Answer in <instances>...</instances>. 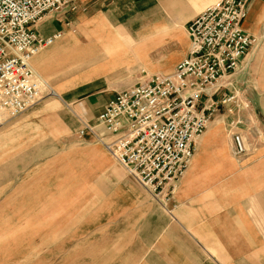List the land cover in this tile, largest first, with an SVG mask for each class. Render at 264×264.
Returning a JSON list of instances; mask_svg holds the SVG:
<instances>
[{
  "label": "crops",
  "instance_id": "crops-1",
  "mask_svg": "<svg viewBox=\"0 0 264 264\" xmlns=\"http://www.w3.org/2000/svg\"><path fill=\"white\" fill-rule=\"evenodd\" d=\"M149 1L79 0L70 11L66 6L46 13L31 26L40 37L60 34L31 59L53 92L19 116L0 113V152L6 147L19 154L55 153L79 137L85 124L97 123L107 103L138 83L143 72L174 71L190 45L188 34L174 25L197 15L209 0H157L172 16L170 22ZM133 2L147 3L143 17L139 10L132 12ZM242 28L256 39L242 61L243 74L251 70L253 87L235 81L214 95L220 96L216 104L232 113L227 120L232 133H218L220 122L211 121L167 206L145 192L109 153L112 162L100 164L96 177L93 172L74 177L77 162L62 163L51 183L39 175L12 177L16 182L0 201L28 203L26 217L53 211L59 219L51 239L45 233L43 241L21 247L26 253L20 264H264V145L250 146L245 158L232 150L235 133L251 136L245 128L254 121L245 105H264V0L250 1ZM175 43L184 44L177 57L175 49L157 60L150 57L153 47ZM137 72L139 79L125 82L122 75ZM233 75L227 77L228 86ZM228 92L237 95L235 104L222 105ZM253 92L262 94L252 97ZM30 138L29 148L23 143ZM76 150L89 151L86 146Z\"/></svg>",
  "mask_w": 264,
  "mask_h": 264
},
{
  "label": "built area",
  "instance_id": "built-area-1",
  "mask_svg": "<svg viewBox=\"0 0 264 264\" xmlns=\"http://www.w3.org/2000/svg\"><path fill=\"white\" fill-rule=\"evenodd\" d=\"M71 1L0 0V109L9 117L52 94L31 59L60 34L40 37L31 26ZM250 1L217 0L200 11L186 24L189 51L173 72H143L138 83L107 103L97 123L80 130L81 136L100 141L125 173L164 207L212 118L214 95L229 85V75L243 70L242 61L256 43L242 28ZM236 97L225 93L221 104H235ZM233 142L236 155L247 151L241 134L235 133Z\"/></svg>",
  "mask_w": 264,
  "mask_h": 264
},
{
  "label": "rangeland",
  "instance_id": "rangeland-1",
  "mask_svg": "<svg viewBox=\"0 0 264 264\" xmlns=\"http://www.w3.org/2000/svg\"><path fill=\"white\" fill-rule=\"evenodd\" d=\"M149 1V0H148ZM150 2L151 9L155 6H157V9L160 10V18H165L169 22L172 21V16L170 13L161 8L159 2L157 0H151ZM217 0H209L207 1L204 6L201 8L203 9L207 5H210L214 3ZM79 0H73L66 4V6L69 8L74 7L75 4H77ZM210 3V4H209ZM128 4V3H127ZM133 6L132 12L134 11H140L141 14L140 17L144 16V7L147 6L146 4H138L133 2V4H130ZM155 5V6H154ZM140 6L142 8H140ZM127 7V6H126ZM150 7V6H149ZM77 9V8H76ZM154 9V8H153ZM198 10L196 13L201 11ZM130 12V11H129ZM195 15V14H194ZM192 15V16H194ZM190 16V17H192ZM189 17V18H190ZM186 18L174 25L176 28H181L184 33L186 32L185 28V22ZM137 27H139V22H136L133 29L135 30ZM135 33V32H134ZM185 42V40H184ZM184 46V44H183ZM179 43H175L174 45H170L168 48H164L163 46L160 47H153L149 53L150 57L153 60L160 59L163 54L170 51V49H175V57L180 54V51L183 47ZM172 60H167L166 63H171ZM248 69V68H247ZM247 73L243 74L244 72L240 71L235 73L231 78V85L224 87L221 89V92H223L225 89L228 90L229 87H233L234 82H238L237 86L239 87H246V85H251L254 82L253 75L251 74V70L248 69ZM124 76L125 82L128 81H136L140 78L139 72L137 73H126ZM233 82V83H232ZM252 92V91H251ZM254 93V94H253ZM252 93V97L254 96H264V91L260 94H256V92ZM220 96H217L214 98L215 103L217 102V99ZM243 98V97H242ZM251 107V108H250ZM238 107H236L237 109ZM246 110L245 113L251 112L250 114L253 116V124L246 126L245 124L239 123L240 127L246 126L245 131L247 133H250L251 136L249 138L246 137L244 139L247 147V151L242 155H236L234 153V142H232V150L234 155L237 158H245L248 155V152L250 151V146H256V145H264V105H258L254 107V104L252 106L249 104V106H245ZM239 109V108H238ZM233 112H236L233 110ZM0 113L6 114L5 111L0 109ZM233 117L232 113H229L228 107H223L215 105V111L213 112L212 118L206 128L209 129V125L213 119H217L220 122L221 130L218 133H232L229 131L227 120L229 118ZM251 120V118H248ZM244 120V119H243ZM204 131V133L206 132ZM4 133H0V138H3ZM243 137V136H242ZM33 138H30L28 143L26 140L24 141L23 145H32ZM86 146L88 147L89 151L86 152H80L76 149ZM13 149V152H11ZM10 151H8L5 147L4 152H0V197H4V193L7 189L11 187L10 183H12V177L14 178H22V177H35L37 175L44 177L46 179L47 183L52 182V178L55 176V174L60 172L59 167H62V163L64 162H77L78 163V169H76V174L74 177L81 179L84 177L85 172H93L94 177H96L95 173L97 172V167L100 164L112 162V159L109 157L108 152L106 151L104 145L96 140L95 138L91 137L90 135H84L79 137H75L73 139H70L69 141H66L60 145L58 149H56L55 153L52 154H19L16 152L14 148H12ZM82 168V169H80ZM87 168V169H84ZM3 169V170H2ZM16 180H14L13 183H15ZM52 188V187H51ZM80 187L78 186V189ZM26 202H5L0 201V264H20L21 257L24 253H26V250L21 249L23 246H27L28 242H35L38 240L43 241V235L45 233H49V239L52 238L51 234L54 231H57V229L53 230V224L54 222H58L59 219L56 217H53L52 213L53 211H50L48 216L45 217H26L25 215L28 213L27 211V205ZM59 227V224L56 225V227ZM53 230V231H52ZM39 238V239H38ZM23 244V245H22ZM36 250V249H35ZM34 250V251H35ZM33 250H30L31 252ZM28 252V251H27ZM32 253V252H31Z\"/></svg>",
  "mask_w": 264,
  "mask_h": 264
}]
</instances>
